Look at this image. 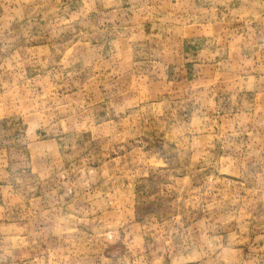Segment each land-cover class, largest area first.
Listing matches in <instances>:
<instances>
[{
	"label": "rangeland",
	"instance_id": "374dc122",
	"mask_svg": "<svg viewBox=\"0 0 264 264\" xmlns=\"http://www.w3.org/2000/svg\"><path fill=\"white\" fill-rule=\"evenodd\" d=\"M0 264H264V0H0Z\"/></svg>",
	"mask_w": 264,
	"mask_h": 264
}]
</instances>
